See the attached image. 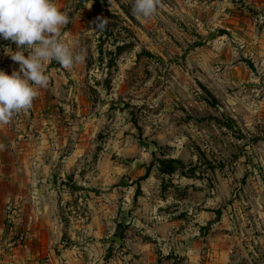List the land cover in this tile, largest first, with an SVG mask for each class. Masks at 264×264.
<instances>
[{
  "label": "rangeland",
  "instance_id": "1",
  "mask_svg": "<svg viewBox=\"0 0 264 264\" xmlns=\"http://www.w3.org/2000/svg\"><path fill=\"white\" fill-rule=\"evenodd\" d=\"M54 3L85 59L6 125L0 264H264V0Z\"/></svg>",
  "mask_w": 264,
  "mask_h": 264
},
{
  "label": "clouds",
  "instance_id": "2",
  "mask_svg": "<svg viewBox=\"0 0 264 264\" xmlns=\"http://www.w3.org/2000/svg\"><path fill=\"white\" fill-rule=\"evenodd\" d=\"M158 4L159 0H134L133 13L150 18ZM68 23V14L54 0H0V37L17 49H25L12 54L5 51L19 64V70L11 75L0 71V125H7L14 114L30 109L38 88L47 86L49 78L43 62L55 60L68 69L84 61L83 52L73 53L60 39L61 29ZM103 26L101 21L97 29Z\"/></svg>",
  "mask_w": 264,
  "mask_h": 264
},
{
  "label": "crops",
  "instance_id": "3",
  "mask_svg": "<svg viewBox=\"0 0 264 264\" xmlns=\"http://www.w3.org/2000/svg\"><path fill=\"white\" fill-rule=\"evenodd\" d=\"M6 132H9L6 129V125H0V210L4 209L6 202L8 200V195H12L8 193L10 188H13L12 185L15 184V179L18 174H22L21 177H25L29 175V173L16 172L15 167L16 163L21 164L22 166H27L30 162V158L25 155H19L17 150V143H19L16 139L7 138ZM3 224V220L0 217V228ZM1 238V232H0Z\"/></svg>",
  "mask_w": 264,
  "mask_h": 264
},
{
  "label": "trees",
  "instance_id": "4",
  "mask_svg": "<svg viewBox=\"0 0 264 264\" xmlns=\"http://www.w3.org/2000/svg\"><path fill=\"white\" fill-rule=\"evenodd\" d=\"M161 170L163 172H174L176 169H177V166H176V161L174 160H171V161H165V160H162L161 161Z\"/></svg>",
  "mask_w": 264,
  "mask_h": 264
}]
</instances>
